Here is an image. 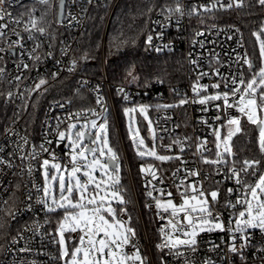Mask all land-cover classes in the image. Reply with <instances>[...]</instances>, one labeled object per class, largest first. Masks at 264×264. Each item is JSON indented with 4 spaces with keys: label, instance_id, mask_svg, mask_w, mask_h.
Returning <instances> with one entry per match:
<instances>
[{
    "label": "built area",
    "instance_id": "built-area-1",
    "mask_svg": "<svg viewBox=\"0 0 264 264\" xmlns=\"http://www.w3.org/2000/svg\"><path fill=\"white\" fill-rule=\"evenodd\" d=\"M189 1H193L198 10L209 8L211 11L216 8H228L226 5L233 3V0H219V2L216 0V3L208 2V0H200L199 3L194 0ZM119 2L120 0H66L65 14L63 20L59 22L60 0H48L46 4L58 9L55 28L63 33L61 37L56 31H48L39 23V26L45 29L43 34L31 28L32 19L26 18L23 5L45 4L40 0H4L3 5L0 6L4 13V18L0 19V61L4 64L2 75L12 85L7 97L8 103L21 105L45 87L69 75L77 77L79 88H89L96 100V107L90 110L75 109L73 102L69 99L51 100L43 109L36 137L27 133L19 119L12 120L5 127L0 136V213L11 196L13 185L18 177L25 180V185L21 204L12 216V224L18 225L17 231L7 243L0 264H65L68 260L61 257V246L58 242L60 223L55 228L51 217L54 211H48V207L54 205L44 196L43 191L45 187L42 176L43 160L48 159L50 164L60 162L67 168H71L69 140H60L58 132H67L69 124L73 123L84 124L92 120H96L98 124L102 123L111 111L116 121L123 153L127 159L113 94L115 86L107 77L105 38L102 39V78L99 81H92L80 75L74 57L82 33L87 26L89 8L94 4H111L105 25L107 28ZM181 9L183 14L180 12L165 16L159 14L154 18L153 32L149 35L152 41L148 43V52L159 54L171 52L177 47L183 48L187 63L197 77L196 85L208 87L206 91L201 88L199 95L193 90L188 94L184 107L189 109L192 126L187 130L180 125L182 105L178 104L174 109L164 106L155 108L153 121L156 137L149 140L151 142L155 140L157 153L169 156L175 150H181L183 159L165 177L156 174L157 179L154 180L150 174H143L147 195L144 205L139 199L132 177L133 195L143 242L135 232L125 251L132 254L138 249L143 259L146 253L148 264H157L155 253L159 254L161 264H264V232L251 228L247 229L246 233L234 231L235 220L239 212L246 207L237 201H243L246 198L247 189L235 182L232 169L239 171L244 164H232L229 162L230 155L226 156V163L214 165L204 162L217 159L214 131L219 126L223 127L230 116L240 118L242 114L236 110V107L225 109L222 99L209 101L206 104L198 102L204 96L216 94L222 96L225 92L229 93L230 103L238 101L239 95L232 96L231 89L239 86L241 79L247 82L249 66L244 61L245 59L250 61V59L236 27L210 25L202 29L194 28L188 20L189 7L185 0ZM205 73L206 75H203ZM41 79L46 83L37 88ZM233 79L237 81V85L232 84ZM214 84H219V88L212 87ZM262 91L264 89L260 87L258 97ZM124 96L127 102H130L131 97L132 102L138 97L136 92L129 89L125 90ZM152 97L162 100L164 98L162 89L152 92ZM98 98L102 100V103H97ZM139 99L144 100L143 96ZM104 109L107 111L105 112ZM218 116L220 119H216ZM147 130L148 127L146 132ZM192 172H198L199 175H190ZM261 174H264V170L256 165L254 169H249L247 174L241 172L240 178L245 184H255ZM189 185H195L206 194L212 191L218 192L215 202L210 196L208 200L213 215L219 216V222L223 223L225 229L223 231L206 230L198 235L195 251L188 246L178 248L168 246V235L174 238L176 234H182L188 228L181 229L178 226L177 230H172L168 225V220L173 219L170 215L171 209L168 212L157 209L154 199L158 198L162 203L171 199L179 206L183 202L182 193H185L186 189L187 195L195 194L191 188H188ZM229 189H232L231 193ZM149 191L152 192V196L148 195ZM168 193H171V196ZM247 198L250 199V197ZM45 199L47 203L43 202ZM229 202L234 206H229ZM145 212L148 213L152 222L153 234L148 230ZM177 218L186 224L183 222V213H180ZM117 219L128 222L129 216L123 213L117 216ZM161 228L166 230L165 233H161ZM66 234L71 248L79 245L81 233L66 232ZM233 235L236 236L235 245L239 249L236 253L229 250L233 244ZM244 235L248 236V241L245 247L240 248V245L245 243L241 239Z\"/></svg>",
    "mask_w": 264,
    "mask_h": 264
},
{
    "label": "trees",
    "instance_id": "trees-1",
    "mask_svg": "<svg viewBox=\"0 0 264 264\" xmlns=\"http://www.w3.org/2000/svg\"><path fill=\"white\" fill-rule=\"evenodd\" d=\"M185 2L189 7L187 16L192 27L202 29L210 25H223L238 29L249 59L254 61V69H247V81H249L261 66L258 40L253 33H261V29L264 28V6H261L257 0H242L240 7L234 5L231 8H216L211 11L209 8L198 10L193 1L185 0ZM194 2L199 3L200 0H194ZM208 2L216 3V0H208ZM183 4L184 0H120L107 28L105 25L111 4H94L89 8L87 26L74 54L79 74L92 81H99L102 78V39L105 38L107 77L115 86L113 89L115 106L127 152L126 159L117 132L116 121L110 111L106 118L110 143L118 155L120 166L118 191L126 201L125 204H114V209L117 216L123 213L129 216L127 226L135 230L141 242H143V235L133 195L132 177L139 199L144 205L147 195L143 180L144 173L141 172V168L151 165L157 175L165 177L181 162L183 152L175 150L173 154L169 155L171 159L166 161L146 156L141 158L130 139L124 109L137 108V112L131 113L129 117L132 120V116H137L143 127V132L146 133V126H144L146 122L139 112V106H147V111L153 119L155 108L171 105L172 107L168 108L174 109L179 104L183 106L180 125L184 130L191 128L189 109L184 107L186 104H181L180 101H187L189 92L197 84V77L187 63L185 50L177 47L171 52L149 54L147 41L148 36L153 32L154 18L159 14L173 15L177 13L175 11L177 6L181 8ZM23 8L26 10L27 19L35 18L46 30L56 31L60 37L63 35L55 28L57 8L50 4H25ZM3 68L4 64L0 61L2 71ZM2 71H0V136L12 120L19 119L27 133L36 137L43 109L51 100L69 99L77 110H90L96 107V100L89 88H79L77 77L70 75L45 87L38 94L29 98L27 102L18 106L12 105L7 102L12 85L6 81ZM126 89L137 93L138 97L133 102L132 97L130 102L126 101L124 96ZM159 89H162L164 93L162 100L152 97V92ZM140 96H143V101L139 99ZM148 107L153 108L149 109ZM239 119L242 120V131L233 140L234 152L233 155H230L229 162L240 165L245 160L259 161L258 166L264 170V152H261L259 147V132L256 125L247 122L244 117L242 118V115ZM214 141L216 142V140ZM24 185L25 180L18 177L13 185L12 194L0 213V260L7 243L17 231L18 225L12 224V216L21 204ZM122 209L126 211H121ZM145 214L148 230L153 234L152 222L148 213L145 212ZM63 216L62 211H54L51 214L55 228ZM152 241L154 240L152 239ZM155 259L157 264H161L159 254L155 253ZM144 263L148 264L146 253L144 254Z\"/></svg>",
    "mask_w": 264,
    "mask_h": 264
},
{
    "label": "snow or ice",
    "instance_id": "snow-or-ice-1",
    "mask_svg": "<svg viewBox=\"0 0 264 264\" xmlns=\"http://www.w3.org/2000/svg\"><path fill=\"white\" fill-rule=\"evenodd\" d=\"M41 3H48V0H40ZM219 2V0H217ZM257 2L264 6V0H257ZM4 0H0V6H2ZM235 6H242V0H233ZM233 3H229L226 7H233ZM215 7V5H213ZM176 12L182 13V9L177 6ZM195 11V10H193ZM4 18V13L0 9V19ZM19 23V21H17ZM31 28L36 29L41 34L45 29L40 27L38 21L33 18L30 21ZM261 33H264V28L261 29ZM261 33H253L257 40L260 42V54L264 59V40L261 39ZM199 35V33H198ZM148 43H151L152 37L148 36ZM39 47V45H37ZM39 57H37L38 59ZM251 70L253 65L251 61L245 59ZM27 67V65H25ZM2 71V69H0ZM203 75H206L203 74ZM257 82L261 88H264V66L259 68V71L253 76V78L247 82L243 79L239 81V86L231 89L232 96L239 95L238 101L230 103L229 93L225 92L221 94L204 96L198 102L200 104H206L209 101L223 100L225 109L236 107V110L247 117V120L256 125L259 129V147L261 152H264V119L259 118V112L264 111V91L259 94L257 98ZM46 81L41 79L40 85L45 84ZM233 85H237L235 79L232 80ZM207 85L193 86V92L199 95L200 89L207 90ZM214 88H219V84L212 85ZM259 100V103H258ZM97 103H102L100 98L97 99ZM181 104L187 103L186 100H181ZM164 107H172L167 105ZM219 107V105L217 106ZM106 112L107 109H104ZM125 115L129 116L131 113L137 112V108H125ZM140 114L144 115L147 119V106H139ZM216 119H220L218 116ZM133 122L130 121L128 131L130 139L137 147V154L143 158L145 156L154 157L160 161H166L171 157L157 155L155 146L152 149H148L145 145L144 138L140 137L139 128H133ZM240 120L237 117L230 116L227 120L228 131L226 136L221 135L220 129L214 131L216 138V160H205V163L221 164L226 163V156L233 155L229 142L236 132L240 131ZM236 125L235 131L230 126ZM76 124H69L68 131L58 132L60 140L68 139L70 141L71 148V170L67 174V182L65 175L61 171V165L58 163H52L51 168L55 169L58 176H51L52 181L59 182V199L55 195L50 193L48 187L49 180V160L45 159L42 162L44 168L45 187L44 196L51 199L52 205L49 206L48 211H56L57 209L64 210L63 220L58 227L59 244L61 246V257H69L70 259L65 261V264H144V259L140 256L139 250L136 249L132 254L125 251V247L131 242V237L135 236V231L127 226V222L117 219L116 210L111 206V200H116L120 204H125L126 201L118 191L120 184L119 177V160L116 151L111 147L109 142L108 121L105 117L102 123H97L96 120L90 121V123H84L80 126V129L73 132L76 129ZM94 129L95 131H91ZM149 131L151 132V121H149ZM154 136V134H153ZM91 137L89 143L84 141ZM220 142L224 144V153L219 151ZM43 148V146H41ZM47 151V149H43ZM199 150V149H198ZM91 156V159H89ZM106 158V159H105ZM55 159V157H53ZM259 161L243 162L244 166L237 171L232 169V175L235 178L237 184L243 185L247 189L246 198L243 201L238 200L237 203H243L246 207L245 210L240 211L238 217L235 220L236 228L235 233H246V230L259 229L264 232V174H261L255 184H245L241 180V172L247 174L249 169H254L258 165ZM99 171L100 178L98 179L94 173ZM141 172L150 174L152 178L157 179L156 170L149 165L148 167H142ZM78 173H82L86 177V181L82 182ZM255 174V173H253ZM190 175H199L198 172H192ZM183 184V181L181 182ZM91 188V191H90ZM194 195H187V189L185 193H182L183 202L177 206L171 199L162 203L160 199L154 198L157 209H163L164 212H168L171 209V217L173 219L168 220V225L172 230H177L178 226L183 229L184 227L190 228L191 231H183L185 237L190 239L176 238L173 240L171 235L167 236V244L171 248L176 245H186L195 251V245L197 243L196 236L198 231H211L213 229L225 230L223 223L219 222V216L213 215V211L209 204L208 196L215 202L218 197L217 191H212L206 194L203 190L197 189L195 185H189ZM111 189V191H108ZM229 193L232 189L228 190ZM103 192V195L100 193ZM76 193L78 198L73 199V194ZM149 196H152V192H148ZM171 196V193H168ZM247 197H250L247 198ZM255 201V204L253 203ZM47 203V199L43 201ZM229 206L231 205L229 202ZM121 211H126L122 209ZM180 213H183V222L177 217ZM213 221H217L213 223ZM207 226V227H206ZM161 233H165V229L161 228ZM229 231H232L229 229ZM79 232V245L69 253L65 241V233ZM245 243L240 245V248L246 246L248 236L241 237ZM233 244L230 247V251L236 253L239 249L235 245L236 236L232 237ZM135 247V246H133ZM163 247V245H158Z\"/></svg>",
    "mask_w": 264,
    "mask_h": 264
},
{
    "label": "rangeland",
    "instance_id": "rangeland-1",
    "mask_svg": "<svg viewBox=\"0 0 264 264\" xmlns=\"http://www.w3.org/2000/svg\"><path fill=\"white\" fill-rule=\"evenodd\" d=\"M261 39L264 40V33H263V34L261 33ZM258 46H259V51H260V42H259V41H258ZM260 56H261V54H260ZM261 66H264V59H262V57H261ZM261 66H260V67H261ZM260 67H259V68H260ZM259 68H258L257 72L259 71ZM257 72H256V73H257ZM256 73H254V75H255ZM254 75H253V76H254ZM253 76H252L249 80H251V79L253 78ZM256 87H257V98H258V93H259V91H260V86H259V83H258V82H257ZM258 103H259V100H258ZM146 115H147V119L144 118V119H145V122H146L144 126L148 127V130H147L146 133L143 132V127L141 126V123H140V121L138 120V117H137V116H132V120H131V118H130L129 116H127V127H129V123H130V121H132V122H133V124H132L133 128H134V129H135V128H139L140 137L144 138V140H145V145L147 146V148H148V149H152L153 146H155V151H156V153H157L156 145H155V144H156V143H155V140H154V142H151V141L149 140L150 138H155V137H156V129H155L154 121H153V119H152V117H151L149 111L146 112ZM142 116L144 117V115H142ZM243 117H244V119H246L247 122H249V121L247 120V117H246L245 115L242 114V118H243ZM259 118L264 119V111L259 112ZM239 120H240V124H239L240 131H239V132H236L235 135L232 137L231 141L229 142L232 153L234 152L233 140H234L235 136L238 135V134H240L241 131H242V120H241V119H239ZM149 121H151V129H152L151 132L149 131ZM87 123H90V122H87ZM249 123H250V122H249ZM75 124H76L77 127H76V129H73V132L79 130V129H80V126L82 125V124H80V123H75ZM251 124H252V123H251ZM228 127H229V126L227 125V123H226V124H223V127H222V126H219V127H218V129H220V131H221V135H222V137H223V136H226L227 131H228ZM230 127L232 128L233 131H235V129H236L237 126H236V125H232V126H230ZM153 134H154V136H153ZM109 142H110V139H109ZM68 143H69V147H70V141H68ZM216 143H217V141H216ZM133 144H134V143H133ZM110 145H111V143H110ZM111 147H112V145H111ZM134 147H135V151L137 152V147H136L135 144H134ZM70 149H71V148H70ZM216 149H217V148H216ZM219 151H220L222 154L224 153V144H223V142H220V148H219ZM157 155H160V156H167V157H169L167 154H160V153H157ZM146 157H150V156H146ZM89 159H91V156H89ZM105 159H106V158H105ZM51 164H52V163H51ZM51 164H50V168H49V170H48V171H49L48 187H49L50 193L53 194V195H55L56 198L59 199V195H60V193H59V182H58V180H57V181H52V180H51V176H53V175H57V176H58L60 173H57L55 169L51 168ZM58 164L61 165V171H62L63 174L65 175V179H66V182H67V174H68V172H70L71 168H67L64 164H62V163H60V162H58ZM119 170H120V166H119ZM78 175L80 176L82 182H85V181H86L87 178L84 177V176L82 175V173H78ZM94 175H95L98 179L100 178V173H99V171H97L96 173H94ZM42 176H43L44 186H45L44 171H43V173H42ZM90 191H91V188H90ZM108 191H111V189H109ZM120 193H121V192H120ZM103 194H104L103 192L100 193V195H103ZM121 195H122V194H121ZM122 196H123V195H122ZM77 198H78L77 194L74 193V194H73V199L75 200V199H77ZM48 199H50V197H49ZM108 199L111 200V206L114 208V204H116V203H118V202H117L116 200H112V198H111L110 196L108 197ZM50 200H51V199H50ZM254 203H255V201H254ZM53 207H55V205H54ZM56 211H62V212L64 213V210H63V209H57ZM63 217H64V216H63ZM62 220H63V218L61 219V221H62ZM213 223H215V222L213 221ZM206 227H207V226H206ZM185 231H191V229L188 228V229H185ZM197 231H198L197 236L204 232V231H199V230H197ZM205 231H206V230H205ZM197 236H196V238H197ZM176 238H180V239H190V237H185V236L183 235V233H182V234H176L175 237L173 238V240H175ZM59 239H60V238H59ZM67 239H68V238H67V235H65L66 246H67V248H68L69 253H71V251H72L74 248H71V247L69 246V242H68ZM185 246H186V245H176V246H173L172 248L185 247ZM64 258H65V259H66V258L70 259V256H69V257H64Z\"/></svg>",
    "mask_w": 264,
    "mask_h": 264
},
{
    "label": "water",
    "instance_id": "water-1",
    "mask_svg": "<svg viewBox=\"0 0 264 264\" xmlns=\"http://www.w3.org/2000/svg\"><path fill=\"white\" fill-rule=\"evenodd\" d=\"M65 5H66V0H60V4H59V11H58V21L61 22L63 20L64 14H65ZM253 67L252 69H254V61L250 60ZM257 128V126H256ZM257 131L259 132V129L257 128ZM91 139V137H89L88 139H86L84 142L87 144L89 143V140Z\"/></svg>",
    "mask_w": 264,
    "mask_h": 264
}]
</instances>
